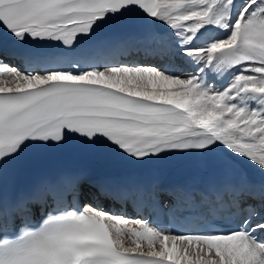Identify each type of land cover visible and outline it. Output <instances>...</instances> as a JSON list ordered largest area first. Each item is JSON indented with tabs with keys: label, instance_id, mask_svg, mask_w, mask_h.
Segmentation results:
<instances>
[{
	"label": "snow or ice",
	"instance_id": "1",
	"mask_svg": "<svg viewBox=\"0 0 264 264\" xmlns=\"http://www.w3.org/2000/svg\"><path fill=\"white\" fill-rule=\"evenodd\" d=\"M30 147L198 175L5 199ZM0 264H264V0H0Z\"/></svg>",
	"mask_w": 264,
	"mask_h": 264
},
{
	"label": "bare ground",
	"instance_id": "2",
	"mask_svg": "<svg viewBox=\"0 0 264 264\" xmlns=\"http://www.w3.org/2000/svg\"><path fill=\"white\" fill-rule=\"evenodd\" d=\"M112 31H117V29H113ZM177 159H180V158H169L168 160H166L167 162H174L176 161Z\"/></svg>",
	"mask_w": 264,
	"mask_h": 264
}]
</instances>
